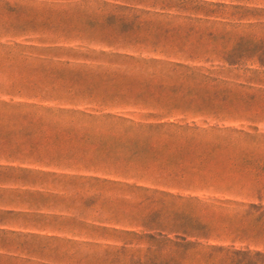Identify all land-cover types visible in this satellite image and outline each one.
I'll return each mask as SVG.
<instances>
[{
  "label": "rangeland",
  "instance_id": "374dc122",
  "mask_svg": "<svg viewBox=\"0 0 264 264\" xmlns=\"http://www.w3.org/2000/svg\"><path fill=\"white\" fill-rule=\"evenodd\" d=\"M213 1L263 9L260 14L263 17L262 23L253 18L243 20L240 25L235 23L220 27L216 33L223 38L212 40L209 38L212 24L204 15L191 13L190 17L200 21L189 22L182 16H175L179 12L162 10L159 5H153L151 0H0V99L22 103L18 107L0 106V120H71L80 122L77 127H83L81 123L88 121L86 117L66 111L77 110L98 116L108 112L126 117L132 123L172 121L182 125L214 127L217 129H212L213 132L226 135L231 146H237L244 151L254 149L257 152L256 159L245 160L243 157L227 158L226 155H220L209 156L203 163L228 162L236 165L234 172L229 174H233L242 187L264 190V170L259 169L264 166V0ZM245 22L255 25L247 26ZM184 23L196 24V28L203 32L204 38L201 42L206 44L202 48L207 53L192 63L216 70L220 78L229 82L226 84L229 87L228 95L224 96L228 105L220 100L213 101L214 92L211 89L178 90L176 87L190 85L191 82L179 77L153 74L151 66L114 59L101 53L121 52L146 58H164L163 49L183 36ZM179 24L181 29H175L174 33L167 32L168 28ZM196 38L194 35L191 40ZM16 44L66 46L72 47L73 51H60L61 57L56 60L42 61L33 59L32 53H29L31 50H21ZM220 51L226 52L227 60L237 62V65L228 66L220 59ZM208 52L216 53L208 55ZM65 60L70 63L64 64ZM68 69L82 73L65 74L64 77L52 75L55 74L52 72H68ZM117 73L127 75H114ZM43 74H48L49 77H36ZM45 79L48 83L57 85H43L46 81L43 84L37 83ZM60 83L65 84L60 86ZM233 83H242L244 87L235 86ZM221 97L223 96L217 98ZM100 119L93 121L95 123L92 125L106 137L107 140L103 143L113 148V153H125L129 157L134 148L142 150L150 143L141 137H129L134 128L131 122ZM136 135L147 136L142 133ZM126 156H120L117 162L112 161L114 159L106 161L110 165L127 163L128 166L135 162L140 167L137 171L149 172H159L165 166L174 164L173 159L167 155L144 152L135 161L132 158L123 160ZM250 161L252 164H249ZM103 170L110 169L104 167ZM207 191L205 196L211 195L213 189L208 188ZM134 194L122 188H106L104 196H111L113 199L127 196L130 198L129 204L117 201L111 205L104 204L102 208L97 203L93 206V211L96 214L104 213V220L116 218V213H127L135 214V220L143 218L169 223L177 220L190 229L197 227L196 217L199 216L208 225L199 231L203 236L199 238L202 244L264 247L260 241L264 238V225L259 226L246 217L233 215L238 209H245V206L223 204L207 198L204 199L210 206L185 201L181 202L186 205L183 206L184 216L176 217L173 214L175 208L147 209L137 205L138 199ZM216 196L233 197L220 193ZM237 198L244 201L257 199L245 193ZM121 222L125 223L122 220ZM256 228L260 233L259 238L252 239L256 235ZM109 241V244L116 242ZM147 246L144 239L140 244L128 246L125 250L113 248L109 256L111 263L108 264H163L168 259H171L168 264H178L175 259L178 253L176 247H170L169 251L163 252L148 249ZM103 249L105 247L97 246L88 253L97 252L99 257V251L103 252ZM196 251L198 248L189 246L186 264H195ZM201 251L206 264H215L225 257L230 258V254L223 251L207 248H202Z\"/></svg>",
  "mask_w": 264,
  "mask_h": 264
},
{
  "label": "trees",
  "instance_id": "16d2710c",
  "mask_svg": "<svg viewBox=\"0 0 264 264\" xmlns=\"http://www.w3.org/2000/svg\"><path fill=\"white\" fill-rule=\"evenodd\" d=\"M153 5H159V8L164 10H174L180 14L175 16H182L185 19L200 21V19H193L189 14L200 13L204 15L206 20L212 24V31L209 33V38L215 40L219 37L216 32L219 28H224L227 25H233L235 23H243L245 19H258L259 23H262L263 17L260 14L263 9L257 7L245 6L241 4H232L224 1L213 0H151ZM231 9L229 12L228 10ZM183 13V15H181ZM247 26L255 25L252 22H245ZM184 34L179 40L171 42L167 48L163 49L164 58L156 57H142L140 55L114 52L106 53L101 51L102 54L108 55V57L129 60L134 63H143L144 65L151 66L153 74H163L167 76L179 77L183 80H189L190 85L182 84L176 89L180 90H193V89H211L214 92L213 101H222L225 105L227 97L226 86L229 82L220 78L216 73V70L203 67L201 65L193 64L192 62L200 56L207 53V50L202 48V39L204 34L202 31L196 28V24H182ZM181 24L168 28L167 32H175V29H181ZM194 35L197 37L195 41L191 40ZM202 41V42H201ZM1 46V45H0ZM17 48L21 50H31L33 59L42 61L56 60L60 56V51L72 52V47L64 46H44L39 47L35 45L24 46L16 44ZM34 53V55H33ZM216 53V52H215ZM208 52V55L215 54ZM228 66L237 65V62L227 60L226 52H218ZM217 53V54H218ZM21 55V54H20ZM64 64H69V60H65ZM157 66H160L159 68ZM68 72H52L55 74H81L82 72H73L72 69H68ZM87 74V73H86ZM114 75H121L125 77L127 74L117 73ZM235 86L244 87L242 83H233ZM175 89V90H176ZM231 89V88H230ZM264 90V88L262 89ZM226 94V95H224ZM223 96L218 99V96ZM226 96V97H224ZM217 103V102H216ZM22 105L21 102H11L0 99V106L18 107ZM24 105V103H23ZM65 111L64 109H61ZM67 112L79 113L87 118L88 121H96L104 119H114L116 122L125 123L131 122L126 117L113 115L108 112L101 113L99 116L90 114L85 111L66 110ZM107 119V120H108ZM111 121V120H110ZM132 135L129 137L135 139H147L150 141L145 145L142 150L138 149L132 151L129 157L128 155L113 153L111 156L105 158L106 169L108 171L105 174H110L112 178H102L103 184H109L114 187L122 188L126 192H134L135 198L138 199L137 205L148 208H175L173 213L176 217L184 216L185 201L194 202L195 205L210 206L204 198L217 201L223 204H234L238 206H245L243 210H237L235 217L248 218L254 224L259 226L264 225V190H252V188L245 189L242 187L239 180H235L233 174L236 165L230 163L218 164L207 163L204 164L203 160L209 158V156H225L232 158L237 156L238 158H244L245 160H255L257 152L252 149L248 151L241 150L237 146H231L230 140L226 135L215 134L212 129L214 127H198L196 125H182L175 122H147V123H132ZM128 127V126H126ZM137 133L146 134L147 136H138ZM128 137V136H127ZM141 137V138H140ZM146 152L151 155H167L173 159V165L165 166L159 172L149 171H137L140 167L138 164L128 166V164L118 163L110 165L106 160L114 159L112 161L117 162L120 156H126L123 160H133L140 154ZM198 160V161H197ZM135 161V160H134ZM254 163V162H253ZM252 164V161L249 162ZM134 166V167H133ZM257 168V166H254ZM167 168L169 169L167 171ZM252 168V166H251ZM259 169L264 170L262 165ZM228 175H227V174ZM139 181H136V180ZM133 180V181H129ZM141 180V181H140ZM212 188V194L205 196L207 189ZM231 195L233 197H217L216 194ZM245 193L247 196H253L257 199H251L244 201L238 199L237 196ZM138 194V195H137ZM129 204V200L122 198L118 200ZM134 202V201H133ZM115 217L107 219L108 222L113 220V226H102L103 238L116 241L114 244L103 243L102 247H105L99 251V257L97 252L87 253L85 257H81L80 264H108L111 263V250L113 248L125 250L128 246L137 245L142 240L147 241L148 249L161 250L163 252L169 251L170 247H176V258L178 264H186L188 256L189 246L198 248L196 251L195 264H206L204 262V253L202 248L209 250L223 251L226 254H230V260L224 258L215 264H264V247L263 248H250V247H235L233 245H214V244H202L199 238L203 237L199 232L203 227L208 226L206 223L200 220L199 216L196 217L197 227L188 228L183 223H179L177 220L169 223L168 221H148L143 218L135 220V214L116 213ZM123 216V217H122ZM122 217V218H121ZM124 217H128L126 219ZM121 220L125 223H122ZM256 235L252 239L259 238V231L256 228ZM194 238L195 240H191ZM264 244V238L260 240ZM149 242V243H148ZM172 245V246H171ZM100 247L99 245H97ZM155 247V248H153ZM97 257V259H95ZM173 257V256H172ZM171 259H168L163 264H168Z\"/></svg>",
  "mask_w": 264,
  "mask_h": 264
},
{
  "label": "crops",
  "instance_id": "0c3cea01",
  "mask_svg": "<svg viewBox=\"0 0 264 264\" xmlns=\"http://www.w3.org/2000/svg\"><path fill=\"white\" fill-rule=\"evenodd\" d=\"M47 81L37 83L57 85ZM83 122L0 120V264H80L110 242L101 228L114 224L93 206L120 199L104 196L118 187L102 181L112 178L103 169L114 149Z\"/></svg>",
  "mask_w": 264,
  "mask_h": 264
}]
</instances>
